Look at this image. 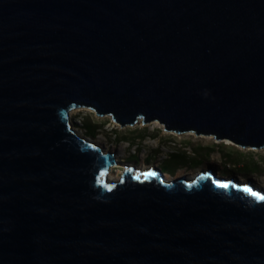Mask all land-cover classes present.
<instances>
[{
  "label": "water",
  "instance_id": "95a60500",
  "mask_svg": "<svg viewBox=\"0 0 264 264\" xmlns=\"http://www.w3.org/2000/svg\"><path fill=\"white\" fill-rule=\"evenodd\" d=\"M74 109L263 150L264 0H0V264H264L263 188L107 181Z\"/></svg>",
  "mask_w": 264,
  "mask_h": 264
},
{
  "label": "rangeland",
  "instance_id": "374dc122",
  "mask_svg": "<svg viewBox=\"0 0 264 264\" xmlns=\"http://www.w3.org/2000/svg\"><path fill=\"white\" fill-rule=\"evenodd\" d=\"M69 117L76 135L92 142L104 154L111 152L118 156L106 174V178L110 175L113 181H117L126 168L140 172L153 167H169L173 169L171 173L163 170L169 179L185 177L187 180H193L199 172L213 169L226 179L251 182L264 189V149H240L229 141L218 142L194 134L176 135L165 132L156 122L120 128L109 117H96L89 109L71 110ZM227 153L242 164L228 163L225 160ZM133 155L136 159L130 158ZM192 160H200L198 166H191ZM250 161L257 164L256 169L243 171Z\"/></svg>",
  "mask_w": 264,
  "mask_h": 264
},
{
  "label": "trees",
  "instance_id": "16d2710c",
  "mask_svg": "<svg viewBox=\"0 0 264 264\" xmlns=\"http://www.w3.org/2000/svg\"><path fill=\"white\" fill-rule=\"evenodd\" d=\"M87 128L89 129L90 126H88ZM208 151H211V149H209ZM130 158L136 159V156L133 155V156H130ZM225 160L228 163H232L233 165H235V164H237V165L242 164L241 162H238L236 158L232 157V154H228V153L225 156ZM198 161H200V160H192L190 162L191 166H193V167L198 166V164H199ZM256 167H257V164L255 162H253V161H250V162H248V163H246L244 165V170L243 171L253 172L256 169ZM160 169L162 171L165 170L166 173H169V172L171 173L173 171V169L172 168L169 169V167H165L164 169L160 167Z\"/></svg>",
  "mask_w": 264,
  "mask_h": 264
},
{
  "label": "bare ground",
  "instance_id": "6f19581e",
  "mask_svg": "<svg viewBox=\"0 0 264 264\" xmlns=\"http://www.w3.org/2000/svg\"><path fill=\"white\" fill-rule=\"evenodd\" d=\"M72 130H73V132L75 133L74 128H72ZM75 134H76V133H75ZM77 136H78V135H77ZM78 137H79V136H78ZM121 151H122V149L119 150V152H121ZM109 154L113 155L114 158H116V159L118 158L117 155H115V154H113V153H111V152H110ZM139 170H140V169H139ZM141 170H143V169H141ZM216 174H217L218 177H220V175H219L218 173H216ZM164 176H165V179H166V180H170L167 174H165ZM107 178H108L107 181H113V180H114V178L111 177L110 175H109Z\"/></svg>",
  "mask_w": 264,
  "mask_h": 264
},
{
  "label": "snow or ice",
  "instance_id": "6c2138e0",
  "mask_svg": "<svg viewBox=\"0 0 264 264\" xmlns=\"http://www.w3.org/2000/svg\"><path fill=\"white\" fill-rule=\"evenodd\" d=\"M245 191H250L249 189H245ZM251 195L255 197L258 201H264V195H261L257 192H251Z\"/></svg>",
  "mask_w": 264,
  "mask_h": 264
}]
</instances>
